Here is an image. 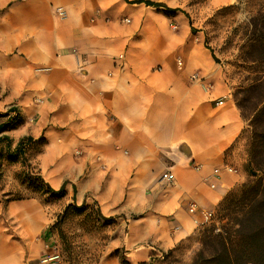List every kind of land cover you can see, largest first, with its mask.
Wrapping results in <instances>:
<instances>
[{
  "label": "crops",
  "instance_id": "1",
  "mask_svg": "<svg viewBox=\"0 0 264 264\" xmlns=\"http://www.w3.org/2000/svg\"><path fill=\"white\" fill-rule=\"evenodd\" d=\"M133 1L0 0V115L20 117L0 133L1 169L22 168L4 159L30 138L32 172L65 192L53 217L0 192V264H64L43 236L70 204L114 221L95 264H176L199 229L189 207L215 212L249 179L248 122L220 64L183 14Z\"/></svg>",
  "mask_w": 264,
  "mask_h": 264
},
{
  "label": "rangeland",
  "instance_id": "2",
  "mask_svg": "<svg viewBox=\"0 0 264 264\" xmlns=\"http://www.w3.org/2000/svg\"><path fill=\"white\" fill-rule=\"evenodd\" d=\"M209 2L210 0H175L176 9L184 11L190 17L197 31L195 36L200 37L214 53L230 86L231 99L240 110L243 119L248 122L242 136L244 151L247 153L249 121L253 111L264 103L261 102L264 98V66L252 63L248 57V47L254 26L258 22L256 16L264 9V0H235L229 6L212 10L208 9ZM256 77L261 80L257 84V89L252 91L249 86ZM28 173H30L28 169L23 166L9 173L0 169V192L5 191L1 194V201L38 199L46 209L51 210L52 217L56 216L60 200L47 194L44 186L31 180L32 177L28 178ZM258 179L249 176L246 182L236 187L230 194L238 195L242 185L255 183ZM55 223L56 219L52 225ZM113 228V224L101 221L93 208L82 210L71 208L58 227L53 229L49 248L55 255L60 254V259L68 264H95L102 256ZM202 228L200 227L198 231ZM198 239L195 234L182 247L184 250L182 258H177L176 264L192 263L200 248ZM63 243H67L66 250L62 246Z\"/></svg>",
  "mask_w": 264,
  "mask_h": 264
},
{
  "label": "trees",
  "instance_id": "3",
  "mask_svg": "<svg viewBox=\"0 0 264 264\" xmlns=\"http://www.w3.org/2000/svg\"><path fill=\"white\" fill-rule=\"evenodd\" d=\"M131 4H144L165 15L179 12L188 20L191 33L194 35L197 33L190 17L180 9H169L164 4L146 0L133 1ZM256 18L258 22L254 26V33L248 47V57L252 63L264 66V9L257 13ZM204 47L210 51L213 60L218 63L214 53L205 43ZM260 80L258 77L253 79L249 89L252 91L257 89ZM261 102H264V98ZM19 119L15 108L8 109L6 113L0 115V120H3L0 124V133L13 128ZM249 128L247 172L250 177L259 179L255 183L242 185L238 195H231L230 192L214 212L213 223L203 226L201 231L196 232L200 248L191 264H264V177H259V175H264V103L259 109L256 108L253 111ZM32 143L30 138L21 140L15 150L6 155L4 161L7 163L21 162L22 166L30 172L27 174L28 178L32 177L31 180L44 186L47 194L60 200L65 194L64 186L57 192L52 191L34 175L27 163L26 154ZM1 160L0 156V169ZM71 208L82 210L86 207H78L74 204L66 206L63 212L56 217V223L44 233V239L52 237L53 229L58 227ZM96 214L101 221L113 224V219H104L98 212ZM62 246L65 249L67 243H63ZM58 256L61 257L60 254ZM60 262L68 264L62 259Z\"/></svg>",
  "mask_w": 264,
  "mask_h": 264
},
{
  "label": "built area",
  "instance_id": "4",
  "mask_svg": "<svg viewBox=\"0 0 264 264\" xmlns=\"http://www.w3.org/2000/svg\"><path fill=\"white\" fill-rule=\"evenodd\" d=\"M125 22L128 23V20H125ZM119 59L122 60L123 56L120 55ZM178 64L181 65L180 62ZM220 104H222V102H218L216 105H220ZM194 168L197 170V169L200 168V166H196ZM225 170L227 172H230V173L234 172L231 168H228V167H225ZM219 173L220 172H219L218 169L213 171V176H214L215 179H218ZM173 180H174V177H173L172 174L165 173L159 178L158 182L159 183L170 184V183L173 182ZM211 188H214V184L211 185ZM188 212L190 214H192V215H195L197 217V219H196L197 221L196 222L198 223L199 228L213 223V221L215 219V213L214 212H210V211H206V210H203V209H199L195 205H191L189 207V209H188ZM46 246L49 247L50 245L46 244ZM50 260L60 261V258H59L58 255H55Z\"/></svg>",
  "mask_w": 264,
  "mask_h": 264
}]
</instances>
